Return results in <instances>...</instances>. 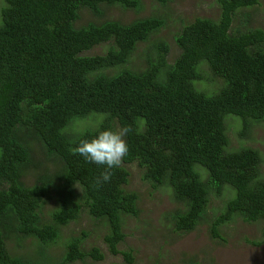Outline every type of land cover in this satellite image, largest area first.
Returning a JSON list of instances; mask_svg holds the SVG:
<instances>
[{
  "label": "trees",
  "instance_id": "1",
  "mask_svg": "<svg viewBox=\"0 0 264 264\" xmlns=\"http://www.w3.org/2000/svg\"><path fill=\"white\" fill-rule=\"evenodd\" d=\"M0 1V264H47L28 256L24 261L12 250L57 244L61 227L77 220L86 206L93 219L110 221L104 238L110 252L124 253L134 263L133 252L118 250L126 239L122 217L138 218L142 210L130 187L135 173L127 166L137 165L140 182L153 191L167 188L185 206L173 212V238L195 230L206 219L210 195L222 196L227 186L235 195L214 220L213 237L235 215L264 221V154L248 147L230 152L226 126V117L236 116L242 135H248L252 125L264 122V30H246L251 16L243 12L261 0H216L219 19L197 17L179 29L174 62L170 45L157 38L166 24L162 17L130 23L105 18L111 7L142 10V0ZM85 14L91 18L83 22ZM239 14L243 21L235 25ZM144 43L151 48L144 65L137 66L134 56ZM102 45L104 54H87ZM203 63L227 82L216 95L196 85L203 81ZM124 126L133 129L126 137L130 151L110 181L98 182L103 166L73 148L102 129ZM59 134L71 144L50 159L63 160L69 169L47 179L56 186L78 185L64 201V213L49 208L39 185L27 182L38 143L49 144ZM45 209L54 218L49 224ZM92 233L71 238L64 264L104 259L97 248L83 249Z\"/></svg>",
  "mask_w": 264,
  "mask_h": 264
},
{
  "label": "rangeland",
  "instance_id": "2",
  "mask_svg": "<svg viewBox=\"0 0 264 264\" xmlns=\"http://www.w3.org/2000/svg\"><path fill=\"white\" fill-rule=\"evenodd\" d=\"M142 4V10L138 11L119 6L107 8L105 18L130 23L141 18L162 17L166 24L157 33V38L170 45L172 49L169 55L170 62H174L180 54L175 37L183 25L193 22L197 17L217 20L220 14V7L216 0H169L165 5L156 0H142ZM2 9L3 3L0 1V14ZM243 12L251 16L246 30H264V0H261L256 7L245 9ZM242 16V14L238 15L235 25L241 24ZM90 18V15L85 14L83 22ZM150 44L140 45L134 56L135 65H144L147 52L151 48ZM106 50L107 45H102L87 54H104ZM200 70L203 81L197 82L196 85L201 91L213 96L227 85L226 80L216 77L207 64L203 63ZM226 126L229 129L230 146L228 150L230 152L248 147L259 149L264 154V122L252 125L248 135H242L239 118L236 116L228 115ZM63 140H66L68 145H65ZM70 144L71 139L65 134H59L49 144L38 143L28 170V184H37L45 195H53L68 201L72 192L78 191V185L69 183L56 188L47 177L52 174L58 178L60 172H66L69 169V165L63 160L53 161L50 157ZM261 167L264 175V155ZM199 168L201 167H197L198 171L208 178V174ZM131 169L135 173V180L132 181L130 187L140 196L138 207L142 210L138 218L128 215L122 217L126 239L118 250L133 252L134 263L132 264H194L196 262L200 264H264V221L252 223L242 216L235 215L232 220L220 227L219 237H213V222L224 212L227 203L234 197L233 188L225 187L220 197L211 194L206 219L195 230L173 238L174 235L170 234L174 230L173 212H183L185 206L177 203L167 188L153 191L150 184L140 182V178L136 177L138 175L137 165L133 168L126 167L127 171ZM92 214V208L84 207L76 221L63 227L61 239L57 244L39 248L36 251L30 246H23L13 249L12 252L16 255H23L24 258L28 256L38 260L44 259L47 264H64L71 238L83 236V232L89 229L94 233L84 240L83 249L89 252L97 248L104 259L96 260L89 257L86 260H77L68 264H131L124 253L112 254L104 241L110 231L108 224L110 221L93 219ZM42 216L46 224H49L50 219H54L49 209L42 210Z\"/></svg>",
  "mask_w": 264,
  "mask_h": 264
},
{
  "label": "clouds",
  "instance_id": "3",
  "mask_svg": "<svg viewBox=\"0 0 264 264\" xmlns=\"http://www.w3.org/2000/svg\"><path fill=\"white\" fill-rule=\"evenodd\" d=\"M132 131L133 129L130 126H124L123 128L118 130H114L111 128L102 129L91 139L84 138L80 140L79 143L73 148V152L74 154H78L83 157L89 163H93L97 166H103L104 171L98 178V182H108L111 180L112 171L120 166V164L130 151V147L126 137L131 134ZM54 186L58 188L59 186L65 185ZM47 196L48 195H44L45 204L48 207L51 206V208L57 212L64 213L66 208V203L64 202L65 200L52 201L49 200ZM51 202H53V204H51ZM57 226L58 223L56 221L53 225V231L57 229ZM63 227L66 226H62L61 230L63 229ZM16 256L25 261L28 260L27 256L25 258L23 257V255Z\"/></svg>",
  "mask_w": 264,
  "mask_h": 264
}]
</instances>
